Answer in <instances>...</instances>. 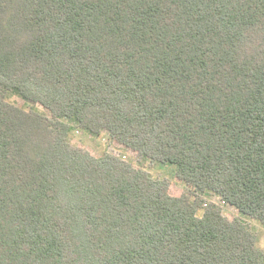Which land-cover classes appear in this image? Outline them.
Returning a JSON list of instances; mask_svg holds the SVG:
<instances>
[{
    "label": "trees",
    "instance_id": "trees-1",
    "mask_svg": "<svg viewBox=\"0 0 264 264\" xmlns=\"http://www.w3.org/2000/svg\"><path fill=\"white\" fill-rule=\"evenodd\" d=\"M211 195L264 226V0H0V264H264Z\"/></svg>",
    "mask_w": 264,
    "mask_h": 264
},
{
    "label": "rangeland",
    "instance_id": "rangeland-1",
    "mask_svg": "<svg viewBox=\"0 0 264 264\" xmlns=\"http://www.w3.org/2000/svg\"><path fill=\"white\" fill-rule=\"evenodd\" d=\"M6 102L14 107H17L25 112L36 111L46 117H50L49 113L38 104H31L21 99L15 94H10L6 98ZM71 131L68 134V145L73 148H80L94 157H101L105 153L112 154L117 158L130 163L136 169L145 171L153 180H165L169 185V194L174 197H179L186 191L175 177V169L168 165H156L146 159H138L134 154L126 148L115 144L109 139L106 132H100L97 136H91L82 129L71 125ZM207 202H211L221 208L222 215L230 222L238 220L243 222L252 231L256 237L257 248L264 254V226L259 222L241 216L235 209L220 202L216 196H207ZM203 210L197 211V216L201 217Z\"/></svg>",
    "mask_w": 264,
    "mask_h": 264
}]
</instances>
